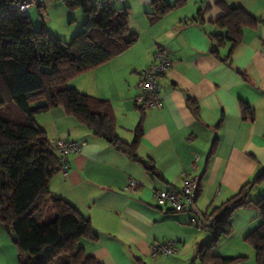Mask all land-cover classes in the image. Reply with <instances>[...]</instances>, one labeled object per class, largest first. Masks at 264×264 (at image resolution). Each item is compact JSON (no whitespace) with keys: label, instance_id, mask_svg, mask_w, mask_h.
Masks as SVG:
<instances>
[{"label":"crops","instance_id":"obj_1","mask_svg":"<svg viewBox=\"0 0 264 264\" xmlns=\"http://www.w3.org/2000/svg\"><path fill=\"white\" fill-rule=\"evenodd\" d=\"M166 1L176 5L180 0ZM220 1L245 8L258 21L243 29L242 40L230 57L229 41L219 47L218 56L213 53V36L226 33L217 24L224 15ZM43 2L33 7L41 15L64 13L62 0ZM182 2L152 22V0L112 1V8L129 9L128 35L136 34L137 41L69 82L70 87L111 103L115 134L126 143H133L142 123L137 149L141 161L129 158L63 107L36 115L54 149L60 138L84 142L80 152L69 156L67 176L56 172L49 189L90 219L98 239H82L80 245L102 264H202L198 251L214 232L191 224L189 211L158 206L155 190L178 189L184 175L195 172L200 176L198 209L211 217L216 207L226 204L264 170V0ZM80 18L83 30L87 14L83 12ZM158 49L169 51L173 66L160 78L163 105L145 109L138 100L139 75ZM243 104L254 110L252 116H245ZM131 181L138 186L131 187ZM260 197H264V182L234 211L233 232L213 247L215 255L245 256L239 264H257L255 250L245 238L262 223L255 206ZM168 239L176 240L178 253L152 256L151 245ZM0 264H20L12 231L3 225Z\"/></svg>","mask_w":264,"mask_h":264},{"label":"trees","instance_id":"obj_2","mask_svg":"<svg viewBox=\"0 0 264 264\" xmlns=\"http://www.w3.org/2000/svg\"><path fill=\"white\" fill-rule=\"evenodd\" d=\"M14 1L0 0V225L16 234L20 264H102L80 245L82 239H98L90 219L49 189L61 161L36 115L63 107L69 116L111 141L129 158L141 161L137 149L142 123L133 143H126L115 134L111 103L69 86L72 79L123 53L137 41L136 34L128 35L130 11L127 7L100 9L92 0H62L69 9L87 14L82 32L66 41L44 25L36 29L29 15L13 9ZM182 1L171 5L166 0H152L151 21H158ZM219 6L224 15L217 24L226 33L213 36V53L218 56L219 47L229 41L230 57L242 40L243 29L258 21L241 6H230L226 1H220ZM39 101L43 103L33 105ZM243 111L245 116L254 114L248 104H243ZM262 182L264 170L226 204L213 210L210 216L215 226L210 231L214 235L198 251L202 264H239L247 259L222 257L212 249L221 237L232 234L234 211L247 203L249 192ZM255 206L262 223L245 241L254 248L257 264H264V197Z\"/></svg>","mask_w":264,"mask_h":264},{"label":"built area","instance_id":"obj_3","mask_svg":"<svg viewBox=\"0 0 264 264\" xmlns=\"http://www.w3.org/2000/svg\"><path fill=\"white\" fill-rule=\"evenodd\" d=\"M113 0H98L95 6L104 9L110 6ZM124 1V0H117ZM43 0H15L12 7L23 15H29L30 10L36 6H42ZM173 66V60L168 50L158 49L154 54L153 61L139 75L138 86L140 94L138 100L143 108H159L163 105L162 84L160 78ZM84 145L83 141L60 138L56 141V150L61 161V172L67 176L70 170L69 156L80 152ZM200 176L197 173L184 175V181L178 189H158L154 192L156 204L163 208H169L177 212L189 211L191 224L204 230H211L215 226L213 218L201 214L197 206ZM131 187L136 188L138 183L131 181ZM152 256H174L178 253L176 240L168 239L158 241L151 245Z\"/></svg>","mask_w":264,"mask_h":264},{"label":"rangeland","instance_id":"obj_4","mask_svg":"<svg viewBox=\"0 0 264 264\" xmlns=\"http://www.w3.org/2000/svg\"><path fill=\"white\" fill-rule=\"evenodd\" d=\"M50 11V10H49ZM50 16H43L38 12L37 8H33L29 15L31 16V20L36 29H41L44 24H46L47 28L56 34L59 37H64L63 39L70 40L71 33L74 32L76 34L82 32V24H81V15L83 14V10L81 9H69L67 6L64 7V13L55 12L51 14V11L48 12ZM52 21H48L49 19ZM76 19V20H74ZM69 31H71L69 33ZM43 101L36 102L33 105L41 104Z\"/></svg>","mask_w":264,"mask_h":264},{"label":"water","instance_id":"obj_5","mask_svg":"<svg viewBox=\"0 0 264 264\" xmlns=\"http://www.w3.org/2000/svg\"><path fill=\"white\" fill-rule=\"evenodd\" d=\"M12 237H13V240L16 242L17 241V236L16 234L12 231Z\"/></svg>","mask_w":264,"mask_h":264}]
</instances>
